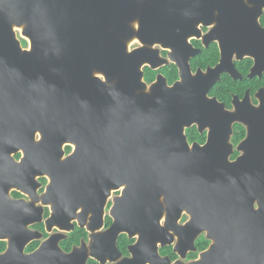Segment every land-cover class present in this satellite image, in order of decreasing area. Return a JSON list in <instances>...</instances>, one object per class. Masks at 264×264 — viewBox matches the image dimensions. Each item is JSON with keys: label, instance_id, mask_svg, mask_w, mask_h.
Here are the masks:
<instances>
[{"label": "water", "instance_id": "water-1", "mask_svg": "<svg viewBox=\"0 0 264 264\" xmlns=\"http://www.w3.org/2000/svg\"><path fill=\"white\" fill-rule=\"evenodd\" d=\"M263 9L264 0H0V240L23 230L24 205L10 193L31 194L47 177L49 197L62 200L71 188L125 186L109 233L138 237L136 256L159 259L160 216L176 200L168 225L186 209L188 228L215 242L191 264H264V180L248 175L245 143L230 163L240 120L208 97L217 69L194 75L188 54L200 25L217 22L235 45L262 37ZM170 64L172 86L163 75L144 82L145 67ZM194 125L208 131L204 146L187 140ZM48 245L21 260L34 264ZM12 260L0 254V264Z\"/></svg>", "mask_w": 264, "mask_h": 264}, {"label": "flooded vegetation", "instance_id": "flooded-vegetation-1", "mask_svg": "<svg viewBox=\"0 0 264 264\" xmlns=\"http://www.w3.org/2000/svg\"><path fill=\"white\" fill-rule=\"evenodd\" d=\"M259 26L264 32V9ZM220 30L217 22L211 26L200 25L199 34L188 42V54L191 55L189 64L194 75L198 71L206 74L209 70L217 69L213 73L215 82L208 97L216 99L224 106L225 112L235 114L240 120L233 124L230 163H235L244 155L239 146L245 143V153L248 154L246 166L250 170L248 175L264 180V33L262 37L245 36L247 42L239 37L240 43L235 45L234 37L230 36L226 41L219 33ZM208 34L212 36L207 37ZM18 36L20 37L19 33ZM242 41L247 45H242ZM21 42L27 48L23 44L26 41L21 39ZM226 42L229 44L225 45ZM223 50L228 52L223 54ZM169 54L170 51H160V56L164 59ZM172 65L174 64L165 67ZM147 68L149 67L143 70L144 82L151 85L156 79L152 82L147 79ZM178 80L179 71L174 82L167 79L170 86ZM185 135L190 145L204 146L208 131L201 133L194 125L185 130ZM65 152L69 156L74 148L67 147ZM21 157V154L15 156L16 161H20ZM37 181L39 187L36 191L30 189L31 194L18 190L10 193L12 200L22 202L25 210L20 217L24 222L23 230L8 234L0 240V254L10 252L13 258L11 264H29V261L21 259L40 251L47 243L49 245L46 250L34 264H191L199 260L200 255L215 243L208 238L207 231L188 228L192 217L186 209L180 212L176 222L169 221L168 225L167 218L174 215L173 210L178 211L174 202L176 200H172L160 216L159 229L164 230L165 235L163 234L162 239H158L157 234L153 236L154 241L161 240L157 243L159 259L152 252L143 250L136 256L131 249L138 244V237L130 238L124 233L116 237L109 233L114 224L112 211L118 200L124 197L125 186L111 188L109 195L105 191L99 193L95 188L88 191L71 188L69 195L75 196L63 199L67 204H61L64 202L61 198L49 197L47 188L50 180L47 177ZM109 184L114 187L111 181ZM55 208L60 210L56 215ZM167 208L172 212L167 214ZM258 209L256 201L254 210ZM129 216L134 214L130 211L127 213V217ZM12 241L16 246L20 244L15 253ZM162 241L166 242V246H162ZM21 244H25L22 251ZM15 245L13 244L14 247Z\"/></svg>", "mask_w": 264, "mask_h": 264}, {"label": "trees", "instance_id": "trees-1", "mask_svg": "<svg viewBox=\"0 0 264 264\" xmlns=\"http://www.w3.org/2000/svg\"><path fill=\"white\" fill-rule=\"evenodd\" d=\"M25 46L28 47V44L25 42ZM147 79L152 82L156 79L158 74H163L169 80V82H173L178 78V69L172 65L170 67H164L162 70L159 71H152L151 69L147 68Z\"/></svg>", "mask_w": 264, "mask_h": 264}, {"label": "bare ground", "instance_id": "bare-ground-1", "mask_svg": "<svg viewBox=\"0 0 264 264\" xmlns=\"http://www.w3.org/2000/svg\"><path fill=\"white\" fill-rule=\"evenodd\" d=\"M15 31H20V32H22V29H20V28H15ZM174 82V81H173Z\"/></svg>", "mask_w": 264, "mask_h": 264}, {"label": "rangeland", "instance_id": "rangeland-1", "mask_svg": "<svg viewBox=\"0 0 264 264\" xmlns=\"http://www.w3.org/2000/svg\"><path fill=\"white\" fill-rule=\"evenodd\" d=\"M23 44L25 45V43H23ZM135 46H137V45H132L131 49H133Z\"/></svg>", "mask_w": 264, "mask_h": 264}]
</instances>
